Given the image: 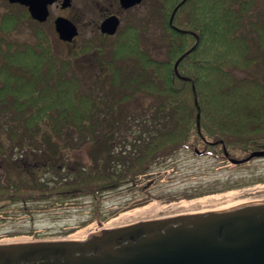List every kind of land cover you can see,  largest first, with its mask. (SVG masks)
<instances>
[{
  "label": "trees",
  "instance_id": "trees-1",
  "mask_svg": "<svg viewBox=\"0 0 264 264\" xmlns=\"http://www.w3.org/2000/svg\"><path fill=\"white\" fill-rule=\"evenodd\" d=\"M2 1L0 210L99 202L184 150L264 149V0H157L143 29L128 21L64 51L47 22ZM153 22L158 44L144 38ZM26 27L31 38H17ZM84 147L88 162L64 153Z\"/></svg>",
  "mask_w": 264,
  "mask_h": 264
},
{
  "label": "rangeland",
  "instance_id": "rangeland-1",
  "mask_svg": "<svg viewBox=\"0 0 264 264\" xmlns=\"http://www.w3.org/2000/svg\"><path fill=\"white\" fill-rule=\"evenodd\" d=\"M97 1L104 5L106 2ZM156 2L144 0L137 9L119 14L120 28L131 21L143 29L145 26L141 20L148 13H154L158 6ZM6 11V3L0 0V16ZM57 15L68 17L79 28V35L72 48L79 49L89 40H93L95 46L103 44L102 39L107 42L100 30L94 28L105 17L103 9L99 8L92 13V0H75L74 8L66 12L54 5L50 7L45 29L58 50H70L71 47L58 38L53 23ZM153 23L144 38L149 43L154 40L158 44L161 31L158 22ZM15 35L21 40H29L32 36L27 27ZM199 151L202 154L198 155L191 150L180 152L168 160L170 165L167 168L140 177L136 186L110 192L99 202L81 199V202L33 208L30 212L18 206L6 207L0 210V243L84 239L101 229L135 221L222 207L242 200L264 199V158L235 165L229 159H217L209 152L202 149ZM64 153H72L70 155L74 159L83 162L89 161L88 147ZM141 203L143 205L139 206ZM152 203L157 207L153 212L121 217L123 213ZM93 207L96 208L94 212Z\"/></svg>",
  "mask_w": 264,
  "mask_h": 264
},
{
  "label": "water",
  "instance_id": "water-1",
  "mask_svg": "<svg viewBox=\"0 0 264 264\" xmlns=\"http://www.w3.org/2000/svg\"><path fill=\"white\" fill-rule=\"evenodd\" d=\"M142 1L121 0L124 8ZM9 2L29 7L32 18L44 23L56 0ZM62 5L68 7L70 0ZM178 7L170 18L172 27ZM119 26V17L112 15L103 20L100 31L114 35ZM54 27L63 42L71 43L79 35L78 26L64 16L55 18ZM189 52L176 61L177 75L178 64ZM199 120L200 111L198 128ZM255 158H264V149L243 159L229 156V161L241 165ZM0 264H264V199L135 221L101 229L84 239L0 243Z\"/></svg>",
  "mask_w": 264,
  "mask_h": 264
},
{
  "label": "flooded vegetation",
  "instance_id": "flooded-vegetation-1",
  "mask_svg": "<svg viewBox=\"0 0 264 264\" xmlns=\"http://www.w3.org/2000/svg\"><path fill=\"white\" fill-rule=\"evenodd\" d=\"M7 1H8V0H7ZM105 1H106V2H105V5H104V4L100 3L99 1L96 2V0H92V13H93V12H96L97 9L101 8V9H103L104 14H105V15H104L105 17H103V18L101 19V22L99 23V25H98V26H97V25H94V28L97 27L98 30H100V25H101V23L103 22V20H104L105 18H107V17H109V16H112V15H116V16H118L119 19H120L119 14H121V13H123V12H128V11H130V10H135V9H137V8H138V7L144 2V0H143L142 3L139 4V5H137V6H133V7H131V8H124V7L122 6V2H121V0H105ZM8 2H9V1H8ZM63 2H64V0H56L55 3H53L52 5L49 6V10H50V7L54 5L56 8L61 9L62 11L66 12V11H68V10L73 9L74 6H75V0H70V5H69L68 7H63V5H62ZM9 3H10V2H9ZM10 5L23 7V8L26 9V10L28 11V13L30 14L29 7H27V6H24V5L20 4V3H10ZM30 16H31V15H30ZM58 16H62V15H57L56 17H58ZM49 17H50V15H49ZM56 17H55V18H56ZM64 17H66V16H64ZM55 18H54V19H55ZM67 18H68V17H67ZM93 23H94V20H93V18H92V24H93ZM120 25H121V19H120ZM101 34H103V33H101ZM103 35H106V36H113V35H108V34H103Z\"/></svg>",
  "mask_w": 264,
  "mask_h": 264
},
{
  "label": "bare ground",
  "instance_id": "bare-ground-1",
  "mask_svg": "<svg viewBox=\"0 0 264 264\" xmlns=\"http://www.w3.org/2000/svg\"><path fill=\"white\" fill-rule=\"evenodd\" d=\"M246 201H250V200H242L240 202H236V203H233V204H230V205H226V206H222V207H216V208H208V209H203V210H200V211H206V210H211V209H223V208H226V207H230V206H233V205H236V204H239V203H243V202H246ZM157 210V207L156 205H154V203L150 204V205H146V206H143V207H140L138 209H134L130 212H126V213H123L121 214V217H127V216H130V215H139V214H143L145 212H153ZM15 242H21V241H15Z\"/></svg>",
  "mask_w": 264,
  "mask_h": 264
}]
</instances>
